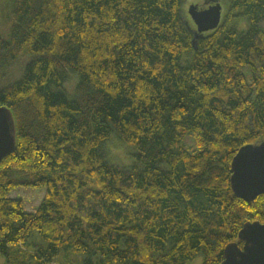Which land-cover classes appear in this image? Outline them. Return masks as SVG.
<instances>
[{"label":"trees","instance_id":"1","mask_svg":"<svg viewBox=\"0 0 264 264\" xmlns=\"http://www.w3.org/2000/svg\"><path fill=\"white\" fill-rule=\"evenodd\" d=\"M181 4L13 0L0 37L15 128L0 161L5 264H220L244 223H264V194L245 202L229 182L238 149L264 139V0H229L195 39ZM110 136L130 165L109 158ZM17 186L44 188L34 212L9 196Z\"/></svg>","mask_w":264,"mask_h":264},{"label":"water","instance_id":"2","mask_svg":"<svg viewBox=\"0 0 264 264\" xmlns=\"http://www.w3.org/2000/svg\"><path fill=\"white\" fill-rule=\"evenodd\" d=\"M191 4L188 15L195 25L194 39L216 29L221 20L219 0H211L205 7ZM15 128L11 112L0 106V161L13 151ZM230 186L234 195L250 202L264 194V139L257 144H247L238 149L231 161ZM238 240L223 248L220 264H264V223L246 222L238 232Z\"/></svg>","mask_w":264,"mask_h":264},{"label":"rangeland","instance_id":"3","mask_svg":"<svg viewBox=\"0 0 264 264\" xmlns=\"http://www.w3.org/2000/svg\"><path fill=\"white\" fill-rule=\"evenodd\" d=\"M205 0H182L180 7V14L183 17V20L188 24L192 29H195V25L191 21L190 16L188 15V7L191 4H198L200 7H203ZM229 0H219L221 5V18L224 17ZM13 0H0V37L7 38L10 32L11 25L13 23ZM244 21V20H243ZM246 71V69H244ZM74 83V77L72 76L67 82V87L71 88ZM193 138L188 135L184 137L182 145L188 147L189 150H196ZM106 148L109 153V158L111 160H117L124 165H130L132 162V148L128 145L120 142L114 136H110ZM9 196L11 198H19L22 200L24 209L27 212H34L38 207L42 197L44 196V188H35L27 186H17L12 191H10ZM71 260L76 259L75 256L69 255ZM0 264H5L4 258L0 255ZM187 264H202V258L200 256L189 261Z\"/></svg>","mask_w":264,"mask_h":264},{"label":"flooded vegetation","instance_id":"4","mask_svg":"<svg viewBox=\"0 0 264 264\" xmlns=\"http://www.w3.org/2000/svg\"><path fill=\"white\" fill-rule=\"evenodd\" d=\"M209 4H211V1H207L205 7H207Z\"/></svg>","mask_w":264,"mask_h":264},{"label":"bare ground","instance_id":"5","mask_svg":"<svg viewBox=\"0 0 264 264\" xmlns=\"http://www.w3.org/2000/svg\"><path fill=\"white\" fill-rule=\"evenodd\" d=\"M210 1H211V0H210ZM204 2H205V1H204ZM204 2H203V3H204Z\"/></svg>","mask_w":264,"mask_h":264}]
</instances>
